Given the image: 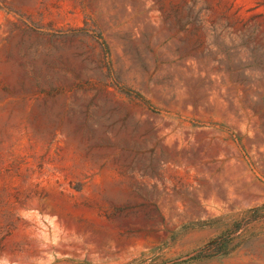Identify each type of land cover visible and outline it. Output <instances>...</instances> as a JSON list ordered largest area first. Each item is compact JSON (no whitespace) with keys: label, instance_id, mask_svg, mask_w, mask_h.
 Returning a JSON list of instances; mask_svg holds the SVG:
<instances>
[{"label":"rangeland","instance_id":"rangeland-1","mask_svg":"<svg viewBox=\"0 0 264 264\" xmlns=\"http://www.w3.org/2000/svg\"><path fill=\"white\" fill-rule=\"evenodd\" d=\"M0 264H264V0H0Z\"/></svg>","mask_w":264,"mask_h":264}]
</instances>
